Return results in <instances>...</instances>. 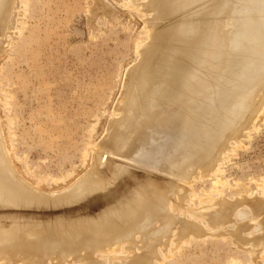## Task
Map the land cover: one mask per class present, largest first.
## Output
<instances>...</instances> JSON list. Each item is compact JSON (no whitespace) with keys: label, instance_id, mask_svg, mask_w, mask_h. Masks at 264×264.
<instances>
[{"label":"rangeland","instance_id":"rangeland-1","mask_svg":"<svg viewBox=\"0 0 264 264\" xmlns=\"http://www.w3.org/2000/svg\"><path fill=\"white\" fill-rule=\"evenodd\" d=\"M159 1L0 0V264H264V0Z\"/></svg>","mask_w":264,"mask_h":264},{"label":"bare ground","instance_id":"bare-ground-1","mask_svg":"<svg viewBox=\"0 0 264 264\" xmlns=\"http://www.w3.org/2000/svg\"><path fill=\"white\" fill-rule=\"evenodd\" d=\"M161 1V0H160ZM159 1V2H160ZM210 1V0H209ZM222 1H225V0H222ZM221 0L219 1V2H222ZM227 1H230V0H227ZM262 1V0H261ZM156 2V1H155ZM166 2V1H165ZM198 2H200V1H198ZM216 2H218V0L216 1ZM215 2V3H216ZM218 2V3H219ZM263 2V1H262ZM201 3V2H200ZM208 3V2H207ZM166 4V3H165ZM154 5H156V4H154ZM206 5V4H205ZM204 5V6H205ZM212 5H214V3H212ZM173 6V5H172ZM203 6V7H204ZM259 6H261V5H259ZM157 7V6H156ZM174 7H175V5H174ZM168 8V7H167ZM173 7H171V9H172ZM263 8V7H262ZM158 9H159V7H157L155 10H156V12H158ZM5 10V9H4ZM160 10V9H159ZM225 10V9H224ZM262 10V9H261ZM263 11V10H262ZM168 16V15H167ZM158 17V16H157ZM165 19V18H164ZM262 19H264V18H262ZM261 20V19H260ZM158 21V20H157ZM264 22V21H263ZM263 25H264V23H263ZM262 28V27H261ZM224 34V33H223ZM227 35V34H226ZM205 38H206V36H205ZM161 41V40H160ZM164 41H166V40H164ZM203 41V40H202ZM160 43V42H159ZM161 43H163V42H161ZM201 43V42H200ZM200 43H198V44H200ZM164 44V43H163ZM210 44V43H209ZM161 45V44H160ZM212 45V44H211ZM159 46V45H158ZM199 46V45H198ZM210 46V45H209ZM209 46H207V47H209ZM160 48H161V46H159ZM206 47V48H207ZM211 47V46H210ZM155 49V48H154ZM162 49V48H161ZM157 50H158V47H157ZM202 50H204V49H202ZM202 50H200V51H202ZM146 51V50H145ZM208 51V50H207ZM203 52V51H202ZM149 53V52H148ZM147 53V51L146 52H144L143 53V60L141 61V63L140 64H138L137 66H134V67H131L130 68V71H133V72H135L136 70L138 71V70H140L141 68H143V67H141V65H143L147 60H149L148 58L150 57V56H152L150 53L148 54ZM162 53H164V51L162 52ZM201 52H199V54H200ZM189 54V58L191 59L192 58V53H188ZM198 54V56H196V59L195 60H197V62L195 61V64L196 63H198L201 59H204V58H206V59H208L209 61H212L213 60V62L215 61V59H216V57L215 56H213V55H207L205 52H204V54H206L207 56H204V55H199ZM231 54V53H230ZM167 55V54H166ZM193 55H195L194 53H193ZM197 55V54H196ZM153 57H155V55L153 56ZM153 57H151L152 59H153ZM166 57V56H165ZM164 57V58H165ZM163 58V57H162ZM204 60V62H206L207 60ZM193 60V59H192ZM164 61V60H163ZM167 61V60H166ZM194 61V60H193ZM186 62V61H185ZM167 63H169V62H167ZM174 63V62H173ZM200 63H203V62H201L200 61ZM199 63V64H200ZM165 64V63H164ZM193 64V63H192ZM203 64H207V63H203ZM146 66H149V65H147V64H145ZM161 65V64H160ZM163 65V64H162ZM185 66V65H184ZM176 67V66H175ZM149 68V67H148ZM147 68H145L144 70H142L141 69V71L138 73V75H135V77H134V79H133V88H134V90L132 91V93L131 94H129L128 95V97H133V96H142V95H147V94H150V96H151V98H150V100H151V103H150V110H149V113H148V116H150V117H152V116H155V115H152L153 113H155L156 112V107H157V104L159 105L160 103L161 104H164V103H166L167 101H166V99L167 100H169V98H171L172 99V96L174 97V95H172V94H169L168 93V91H167V89H166V87H164L162 84H160V83H153V85L148 89V90H146V85H148L147 84V80L149 79V72H147V71H149L148 69H147V71H145ZM150 69V68H149ZM179 69V68H178ZM203 65H192L191 66V64H189L188 66H187V68L185 69V73H184V75L181 77V79H183V80H185L186 81V85H188L187 87H189V88H193V89H195V88H200L201 87V82L203 81V79L205 80V75L202 73V71H203ZM158 70H160V69H158ZM151 71V70H150ZM156 71H157V68H156ZM163 71V70H162ZM176 71H178L177 69H176ZM182 72V71H181ZM212 72V71H211ZM149 73V74H148ZM154 73V72H153ZM158 74H159V72H157ZM156 73V74H157ZM164 73V72H163ZM162 73V74H163ZM174 73V72H173ZM172 73H170V75H171ZM178 74V73H177ZM211 74V73H210ZM154 75V74H153ZM161 75V74H160ZM160 75H158V77H160ZM164 76V75H163ZM172 76V75H171ZM177 76V75H176ZM165 77V76H164ZM173 77V76H172ZM148 78V79H147ZM155 78V77H154ZM161 78V77H160ZM171 79V78H170ZM150 80V79H149ZM158 80V79H157ZM159 80H161V79H159ZM158 80V81H159ZM222 80V79H221ZM156 81V80H155ZM193 81V82H192ZM154 82V81H153ZM157 82V81H156ZM160 82V81H159ZM150 83V82H149ZM162 83V82H161ZM151 85V84H150ZM132 86V85H131ZM219 86V85H218ZM183 88V87H182ZM187 91H188V89H187ZM214 91V90H213ZM262 91V90H261ZM142 98H146L147 99V97H142ZM187 98V97H186ZM140 99H141V97H140ZM149 99V98H148ZM128 100H130V99H128ZM134 100H136V99H134ZM248 100V99H247ZM130 102H135V103H137L136 101H132V99L130 100V101H128V106L130 105L129 103ZM138 102H140V101H138ZM177 102V101H176ZM186 102V101H185ZM134 103V104H135ZM142 103V102H141ZM186 103H188V102H186ZM244 103V102H243ZM259 103V102H258ZM131 104H133V103H131ZM139 105H141V104H139ZM173 105V104H172ZM123 106V105H122ZM161 106V105H160ZM179 106V105H178ZM190 106V105H189ZM189 106H186L185 104H184V113H183V117H182V115H181V121H182V123H181V129L183 128V129H185V128H187V124H186V118H188L189 117V114L190 113H188V112H190V111H188L189 109H192V110H196V108L194 107V108H189ZM132 106H130V108H131ZM138 107H140V106H138ZM142 107V106H141ZM167 107V106H166ZM170 107V106H169ZM168 107V108H169ZM130 108L128 109V110H130ZM189 108V109H188ZM182 110V109H181ZM131 111V110H130ZM155 111V112H154ZM257 111V110H256ZM138 112V111H137ZM143 112V111H142ZM141 112V114H143ZM169 112H171V110H168L167 108L164 110V112H162V114L160 115V117L158 118L159 120H157V121H159V123H158V125L160 126V125H162L163 124V122L162 123H160L161 121H163V118L166 116V115H170L169 114ZM181 112V111H180ZM196 112V111H195ZM245 112V111H244ZM192 113H194V112H192ZM199 113H201V112H199ZM240 113V112H239ZM156 114H157V112H156ZM174 114H175V112H174ZM202 114V113H201ZM200 114V115H201ZM139 114H137V116H138ZM144 115V114H143ZM142 115V116H143ZM147 115V114H146ZM173 115V114H172ZM178 115L180 116V114L178 113ZM192 115V114H191ZM195 115V114H194ZM248 115V114H247ZM252 115V114H251ZM157 116V115H156ZM156 116L155 117H152V118H156ZM178 116V117H179ZM239 116V115H238ZM244 116H245V114H244ZM162 117V118H161ZM173 117H174V115H173ZM175 117H177V115L175 116ZM201 117V116H200ZM248 117V116H247ZM168 119H172V116H171V118L169 117V118H167V120ZM204 119V118H203ZM246 119V118H245ZM166 120V119H165ZM166 120V121H167ZM184 120H185V123H184ZM235 120V119H234ZM181 121H179V123L181 122ZM212 121V120H211ZM214 121V120H213ZM210 122V123H212V125H213V123H215L216 121H214V122ZM174 122V121H173ZM189 122V121H188ZM191 122H192V120H191ZM199 122V121H198ZM165 123H167V122H165ZM197 123V122H196ZM195 123V125H197ZM203 123V122H202ZM176 124V123H175ZM191 124V123H190ZM193 124H194V122H193ZM164 125V124H163ZM189 125V124H188ZM205 125H207L206 123H205ZM208 125H209V123H208ZM211 125V126H212ZM223 125V124H222ZM210 126V125H209ZM227 126V125H226ZM176 127V126H175ZM174 127V128H175ZM205 128H207L206 126H204ZM204 127H202V129H205ZM237 127V126H236ZM132 128V127H131ZM163 128V127H162ZM209 128V127H208ZM213 128H216V127H213ZM168 129V128H167ZM191 129V128H190ZM201 129V128H200ZM201 129V130H202ZM171 130V129H170ZM198 130H199V128H198ZM212 131H213V129H211ZM169 131V130H168ZM179 131V130H178ZM196 131V130H195ZM204 131H206V130H204ZM203 131V132H204ZM209 131H210V129H209ZM216 131H218L217 129H216ZM215 131V132H216ZM173 132V131H172ZM180 132V131H179ZM198 132V131H197ZM196 132V133H197ZM178 132H176V134H177ZM195 133V132H194ZM195 133V134H196ZM201 133H202V131H201ZM212 133H214V132H212ZM221 133V132H220ZM185 134V133H184ZM198 134V133H197ZM218 134V133H217ZM200 135V134H199ZM198 135V136H199ZM204 135H207L206 133L204 134ZM211 135V134H210ZM209 134H208V136H210ZM117 136V135H116ZM213 136H214V134H213ZM200 137V136H199ZM118 138H119V136H118ZM122 138V137H121ZM203 138V137H202ZM201 138V139H202ZM200 139V140H201ZM205 138H203L201 141H200V143L199 144H201V142L204 140ZM2 140V139H1ZM120 142V141H119ZM122 142H123V144H125L124 143V141H122L121 140V144H122ZM181 142V141H180ZM213 142V141H212ZM2 143H3V141H2ZM117 143H115L114 144V146L116 145ZM122 144V145H123ZM120 145V144H119ZM121 145V146H122ZM206 145V144H205ZM117 146V145H116ZM1 147V146H0ZM5 151V150H4ZM1 152V151H0ZM2 153V152H1ZM187 153H188V151H187ZM190 154V153H189ZM2 154H0V156H1ZM7 155V154H6ZM3 156V155H2ZM1 156V157H2ZM100 159H102L103 158V154H101L100 155ZM7 158V157H6ZM106 158H108V157H106ZM3 159H4V156H3ZM118 159V158H117ZM119 159H121V161H122V159L123 158H120L119 157ZM107 160V159H106ZM7 163H8V161H7ZM131 163H133V162H131ZM136 163V162H135ZM135 163H133L134 165H135ZM137 164H139V163H137ZM3 165H5V163L3 164ZM12 166V165H11ZM137 166V165H136ZM135 166V167H136ZM140 166L142 167V165L140 164ZM5 167V166H4ZM3 167V168H4ZM141 167H140V169H141ZM3 168H1L0 169V172H1V170L3 169ZM13 168V167H12ZM137 168V167H136ZM139 168V167H138ZM14 169V168H13ZM13 169H12V171H13ZM143 169V168H142ZM138 170V169H137ZM1 174V173H0ZM3 174V173H2ZM5 175V174H4ZM11 175V174H10ZM14 175V174H13ZM0 177H2V176H0ZM11 179V178H10ZM134 179V178H133ZM6 181V180H5ZM132 181V180H131ZM3 182V181H2ZM7 183V182H6ZM5 183V184H6ZM1 184V183H0ZM8 185V184H7ZM3 186V185H2ZM9 186V185H8ZM13 188V187H12ZM7 191L6 192H8V189H6ZM9 191H10V188H9ZM9 193V192H8ZM12 194V193H11ZM115 193H111V195H109V197H111V196H113ZM8 199H9V197H8ZM15 202V201H14ZM13 202V203H14ZM11 203H12V201H11ZM4 204H5V202H4ZM254 205V204H253ZM264 205V204H263ZM139 207V206H138ZM255 207V206H254ZM263 209V208H262ZM165 210V209H164ZM163 210V211H164ZM228 211H229V209H228ZM155 214V213H154ZM160 214V213H159ZM162 214V213H161ZM200 214H201V212H200ZM225 214V213H224ZM118 215V214H117ZM217 216V215H216ZM230 216V215H229ZM213 217V216H212ZM174 219H177V218H174L173 216H172V218H169V219H167V221H166V224L167 225H169V226H171V225H173V223H174ZM181 219V218H180ZM211 220H212V218H211ZM180 221V220H179ZM128 223V222H127ZM180 223H181V225L183 226H185V225H187V223L188 222H186L185 221V219H181V221H180ZM124 224V223H123ZM189 224V223H188ZM150 225H152V223L150 222ZM139 226V225H138ZM168 226V227H169ZM175 226V225H174ZM190 226H193V225H190ZM119 227V226H118ZM124 227V226H123ZM145 227H147L146 225H140L139 227H135V229L137 230L138 228L139 229H143V228H145ZM180 227V226H179ZM121 228V227H120ZM134 228V227H133ZM133 228H132V230H128V231H133ZM181 228V227H180ZM183 229H184V227H182ZM114 230L116 231V229L114 228ZM114 230H113V232H114ZM160 231H162V232H168L169 230L167 229L166 230V227H162L161 229H160ZM123 232H126V230L125 231H123ZM122 232V233H123ZM141 232V231H140ZM188 233V232H187ZM121 234V233H120ZM148 235V234H147ZM147 235H145L146 237H147ZM160 235V234H159ZM105 236V235H104ZM132 235L131 234H129L128 235V237H127V235H126V237L127 238H129V237H131ZM182 236V235H181ZM107 237V236H106ZM145 238V237H144ZM119 239V238H118ZM146 239V238H145ZM113 240H115L114 238L113 239H111V238H106V240L105 241H103V242H105V243H112V241ZM117 240V239H116ZM25 241V240H24ZM115 244V243H114ZM150 244V243H149ZM112 247H113V245H112ZM151 249V248H150ZM66 259V258H65ZM93 262V261H92Z\"/></svg>","mask_w":264,"mask_h":264}]
</instances>
